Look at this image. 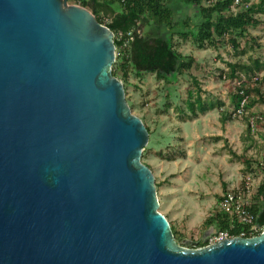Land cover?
Segmentation results:
<instances>
[{
	"label": "water",
	"instance_id": "water-1",
	"mask_svg": "<svg viewBox=\"0 0 264 264\" xmlns=\"http://www.w3.org/2000/svg\"><path fill=\"white\" fill-rule=\"evenodd\" d=\"M115 59L89 10L0 0V264H264V231L175 242Z\"/></svg>",
	"mask_w": 264,
	"mask_h": 264
},
{
	"label": "rangeland",
	"instance_id": "rangeland-1",
	"mask_svg": "<svg viewBox=\"0 0 264 264\" xmlns=\"http://www.w3.org/2000/svg\"><path fill=\"white\" fill-rule=\"evenodd\" d=\"M258 1L242 0L238 6ZM68 3L80 6L75 0ZM202 3L207 5L208 0ZM171 5L175 7L176 2ZM85 9L90 11L88 7ZM189 9L180 5L172 20L188 17V14L192 16ZM99 16L105 25L110 22L109 14L100 13ZM256 17L264 19V14ZM138 32L143 34L144 28ZM251 32L258 35L259 43L264 46V30L253 29ZM175 40L177 51L195 57L202 65L201 71L186 74L175 87L168 88L154 74H147L141 80L129 74L125 96L131 112L150 130L141 160L153 171L159 211L177 234V244L193 249V245L207 241L216 232L215 228L206 227L204 223L219 212L222 195L240 187L243 177L250 174L246 173L242 161L234 159L229 151L253 160H260L264 155V103L258 101L245 112V117H235L231 98L237 91V84L220 77L221 73H227L228 63H246L251 54L236 59L227 55L226 46L218 50L206 46L199 50L190 40ZM260 54L264 55V52ZM261 76L264 77V72ZM196 87L205 93L203 98L208 96L214 102L215 108L193 117L187 112L185 103L187 93L195 91ZM167 94L168 98L165 97ZM256 97L264 101V85ZM218 101L223 103V110L233 113L231 121L222 123V109L216 106ZM220 126L227 130V140L220 137ZM242 129L244 136H239ZM246 134L253 140H249ZM250 175L255 184L260 183L258 173Z\"/></svg>",
	"mask_w": 264,
	"mask_h": 264
},
{
	"label": "trees",
	"instance_id": "trees-1",
	"mask_svg": "<svg viewBox=\"0 0 264 264\" xmlns=\"http://www.w3.org/2000/svg\"><path fill=\"white\" fill-rule=\"evenodd\" d=\"M75 1L83 8L88 7L96 20L114 34L116 59L112 66V75L122 83L125 92L129 74L139 80L147 74H154L168 88L175 87L179 79L186 74L201 71L202 65L195 57L184 56L177 51L175 38H178L182 41L190 40L199 50L206 46L218 50L227 45L237 56L251 54L246 63H228L227 73H221L220 77L235 81L237 84V91L231 98L234 113L244 100V113L258 101L264 103L260 96L259 100L256 97L260 95L264 85V77L261 76L264 72V55L260 54L264 52V46L259 43L258 36H253L249 32L257 28L264 30V21L256 17L264 14V0L249 5L245 1L236 7V12L231 11L234 0H208L207 5H203V0ZM173 2H176L175 7L171 5ZM180 5L193 10L196 16L192 18L188 14V17L172 20ZM100 13L111 16L108 24L105 25L99 16ZM141 27L144 28L143 34L138 32ZM146 28L148 31H145ZM187 94L186 110L191 116L196 117L215 108L214 102L209 100L208 96L202 97L205 93L199 87ZM165 97L168 98L169 95ZM165 105L169 106L168 103ZM216 106L221 109L224 107L220 101ZM221 112L222 123L232 120L233 113L227 109H222ZM244 115L242 117H245ZM244 121L248 123L247 119ZM146 129L150 135L149 128ZM229 153L234 159L242 161L246 173L256 172L261 176L250 206V212L255 216V224L261 227L264 225V155L260 160H253L238 156L232 151ZM204 224L206 227L215 228L216 232L228 231L229 237H240L244 234L245 238H250L259 235L250 234L246 226L237 222L232 223L221 212H215ZM170 228L177 243V234L172 226ZM207 245L208 242L204 241L197 246L193 245L192 248Z\"/></svg>",
	"mask_w": 264,
	"mask_h": 264
},
{
	"label": "built area",
	"instance_id": "built-area-1",
	"mask_svg": "<svg viewBox=\"0 0 264 264\" xmlns=\"http://www.w3.org/2000/svg\"><path fill=\"white\" fill-rule=\"evenodd\" d=\"M239 3L240 0H234L231 6L232 12H236V7ZM244 101L234 113L235 117H242L245 114ZM258 185L257 183L255 184L253 177L247 174L243 177L240 187L226 191L219 201V212L225 214L232 223L237 222L246 226L250 234H260L264 231V225L261 227L257 226L255 224V216L250 212L251 201ZM240 237H244V234H241ZM227 238H230L228 231L215 232L207 238V242L208 244H213Z\"/></svg>",
	"mask_w": 264,
	"mask_h": 264
},
{
	"label": "crops",
	"instance_id": "crops-1",
	"mask_svg": "<svg viewBox=\"0 0 264 264\" xmlns=\"http://www.w3.org/2000/svg\"><path fill=\"white\" fill-rule=\"evenodd\" d=\"M260 15V14H259ZM196 16V14L194 13V11L192 10V18H194ZM262 21H264V19H261ZM259 29H263V28H257V30H259ZM253 29H251V30H249V32H250V34H253V36H258V35H256V34H254V33H252L251 31H252ZM176 39H178V38H176ZM178 41H180V39H178ZM225 49H226V53H227V55L228 56H231L232 58L234 57V58H236V59H238L240 56H237L236 55V53L235 52H233L232 50H231V48L229 47V46H227L226 45V47H225ZM185 56V55H184ZM237 63H239L240 61H236ZM145 125V124H144ZM244 126V125H243ZM145 127H147V126H145ZM243 128V127H242ZM245 129H244V131H245V133H246V131H247V128H246V126L244 127ZM219 129H221V133H220V137L221 138H223V140H227L228 139V136H227V130L226 129H224V127H223V129H222V127L220 126L219 127ZM243 129H242V131L240 132V134H239V136H241V135H243ZM224 132V134L225 135H222V133ZM244 136V135H243ZM246 137L247 138H249V140H253V137H249V135L248 134H246ZM252 144V142L250 143V145ZM253 145H254V143H253ZM152 171V170H151ZM153 172V171H152Z\"/></svg>",
	"mask_w": 264,
	"mask_h": 264
}]
</instances>
